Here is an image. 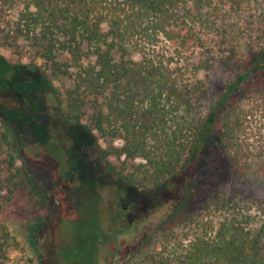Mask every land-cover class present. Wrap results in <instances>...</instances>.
<instances>
[{
    "label": "trees",
    "instance_id": "trees-1",
    "mask_svg": "<svg viewBox=\"0 0 264 264\" xmlns=\"http://www.w3.org/2000/svg\"><path fill=\"white\" fill-rule=\"evenodd\" d=\"M246 1L0 0V33L49 83L61 112L53 132L78 129L98 140L101 160L120 162L112 173L140 190L185 180L207 155V172L183 187L179 216L155 231L173 236L179 226V242L169 246L166 237L169 248L155 249L150 264H264V221L251 215L264 216V135L255 143L244 137L246 100L261 104L264 123V25L261 17L248 22ZM3 124L0 118V211H7L31 181ZM51 143L60 148L54 140L40 154L63 169L65 160L47 151ZM251 163L257 179L247 172ZM240 183L250 189H236ZM67 198L79 210L72 244L84 264H98L100 194L80 185ZM135 198L122 195L120 218ZM86 203L93 219L81 212ZM6 220L0 216V264L17 248Z\"/></svg>",
    "mask_w": 264,
    "mask_h": 264
},
{
    "label": "rangeland",
    "instance_id": "rangeland-1",
    "mask_svg": "<svg viewBox=\"0 0 264 264\" xmlns=\"http://www.w3.org/2000/svg\"><path fill=\"white\" fill-rule=\"evenodd\" d=\"M243 12L248 22L258 23L256 17H261L264 25V0L246 1ZM36 74L23 52L9 48L0 33L2 129L17 142L19 149L16 156L26 164L31 181L30 186L26 183L21 187L16 206L0 211V216L8 219L5 222L17 245L9 255V264H65L61 250L70 255L68 264H84L79 245L72 244L75 242L73 229L79 210L74 199L67 198L69 188L80 185L100 194L97 210L99 240L96 243L97 252L92 254L94 261L98 264H150L155 249L163 251L164 246L169 248L179 242V226L174 227L173 236L163 233L165 236L160 237V232L155 231L161 229L169 215L174 213L179 216V205L184 199L183 187L194 174L207 172V155L206 158L205 153L202 155L194 172L185 180L179 181L177 176L155 190L128 186L112 173L122 168L121 163L112 159L108 167L99 157L101 142L92 140L78 129L61 134L53 132L52 119L61 112L49 83L39 81ZM198 76L201 78L203 74ZM244 103V111L252 114L247 118L244 137L253 140L248 142L255 143L259 135H264L263 109L261 104L251 103L250 100ZM54 140L60 148L51 143L47 145V151L65 160L63 169L53 155L40 154L44 144ZM259 170L257 165H250L247 170L249 177L257 179L261 174ZM235 188L250 189L242 183ZM82 189L83 197L87 198L88 190ZM126 192L136 197V202L131 201L125 218H120L118 210L127 206V200H121ZM81 210L93 219L95 211L90 204L86 203ZM251 215L255 224L264 221V216L260 214ZM121 225L124 226L119 229ZM81 230L86 232L84 222L80 225ZM166 237L172 239L169 246L166 243L162 245ZM69 244L72 245L66 251L65 248L60 249L61 245Z\"/></svg>",
    "mask_w": 264,
    "mask_h": 264
}]
</instances>
